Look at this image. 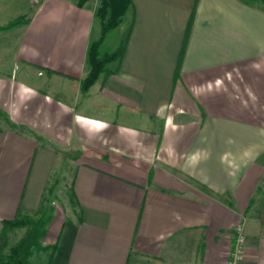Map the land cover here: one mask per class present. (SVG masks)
<instances>
[{"label":"crops","instance_id":"obj_1","mask_svg":"<svg viewBox=\"0 0 264 264\" xmlns=\"http://www.w3.org/2000/svg\"><path fill=\"white\" fill-rule=\"evenodd\" d=\"M131 1L123 57L86 93L97 0H28L0 31L20 75L0 74V246L66 155L51 264H228L239 225L241 264H264V5Z\"/></svg>","mask_w":264,"mask_h":264},{"label":"trees","instance_id":"obj_2","mask_svg":"<svg viewBox=\"0 0 264 264\" xmlns=\"http://www.w3.org/2000/svg\"><path fill=\"white\" fill-rule=\"evenodd\" d=\"M89 0H77V6L82 7ZM98 5L95 10V16L101 24V34L97 41L92 42L86 53V64L88 67L87 76L81 81V92L86 93L88 89L96 82L99 75L109 73L108 65L114 62H120L123 57L127 44L125 40L112 53L101 55L99 48L106 36L112 30L118 28L125 16L126 12L131 9V0H97ZM264 3V0H255ZM27 23L23 17L16 18L6 25L0 26V31H8L20 25ZM48 191V189H47ZM45 196H43L41 204L32 216L22 215L18 213L17 217L12 221L4 223L5 229H25V233L12 246L8 247L4 240L0 246V264H31V258L37 254H45L46 260L44 264H51L53 255L56 251V243L53 245H43L42 240L46 235L47 226L52 220L51 210L46 211L43 207ZM72 201V196L70 198Z\"/></svg>","mask_w":264,"mask_h":264},{"label":"rangeland","instance_id":"obj_3","mask_svg":"<svg viewBox=\"0 0 264 264\" xmlns=\"http://www.w3.org/2000/svg\"><path fill=\"white\" fill-rule=\"evenodd\" d=\"M28 0H4L2 6H0V25H6V22L19 18L21 12L25 10L24 6ZM255 1V0H249ZM264 5L262 2H258ZM23 17L24 20L25 16ZM98 21L96 22L97 29ZM16 28V27H15ZM13 28V29H15ZM126 20H123L121 26L108 32L104 38V42L99 49L101 55L110 54L114 52L121 43L124 42L126 37ZM16 33V32H15ZM16 43V34L12 38L6 36V34L0 33V74L6 72L8 69L13 70L16 74L18 70L15 69L17 60L11 58L10 48L12 44ZM10 70V72H11ZM17 78L20 75L17 74ZM70 154H73L70 150H67ZM69 154V155H70ZM62 155V154H60ZM72 177V164L68 156H63L61 161L52 173L51 179L48 185V191L45 193L43 207L51 210L52 221H57L62 218H68L70 215V182ZM50 212V211H49ZM34 215V214H33ZM15 235L11 238L8 236V244L10 247L23 237L25 229H15ZM43 244V240H42ZM46 260L45 254H37L31 258V264H44Z\"/></svg>","mask_w":264,"mask_h":264},{"label":"built area","instance_id":"obj_4","mask_svg":"<svg viewBox=\"0 0 264 264\" xmlns=\"http://www.w3.org/2000/svg\"><path fill=\"white\" fill-rule=\"evenodd\" d=\"M246 238L241 225L237 226L232 235V249L228 264H241L244 259Z\"/></svg>","mask_w":264,"mask_h":264}]
</instances>
